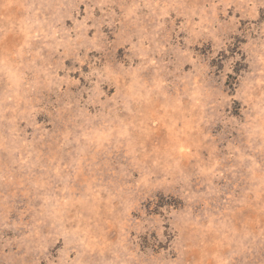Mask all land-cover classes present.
<instances>
[{"label": "rangeland", "instance_id": "obj_1", "mask_svg": "<svg viewBox=\"0 0 264 264\" xmlns=\"http://www.w3.org/2000/svg\"><path fill=\"white\" fill-rule=\"evenodd\" d=\"M0 264H264V0H0Z\"/></svg>", "mask_w": 264, "mask_h": 264}]
</instances>
